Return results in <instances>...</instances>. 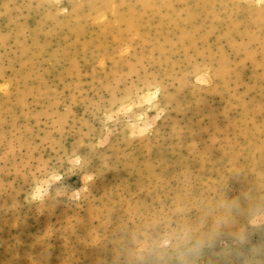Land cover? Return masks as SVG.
<instances>
[{
	"label": "rangeland",
	"instance_id": "rangeland-1",
	"mask_svg": "<svg viewBox=\"0 0 264 264\" xmlns=\"http://www.w3.org/2000/svg\"><path fill=\"white\" fill-rule=\"evenodd\" d=\"M0 264H264V14L0 0Z\"/></svg>",
	"mask_w": 264,
	"mask_h": 264
},
{
	"label": "clouds",
	"instance_id": "clouds-1",
	"mask_svg": "<svg viewBox=\"0 0 264 264\" xmlns=\"http://www.w3.org/2000/svg\"><path fill=\"white\" fill-rule=\"evenodd\" d=\"M246 7L259 11L261 14H264V0H246ZM164 112H161L159 116L156 117V121L160 119ZM152 117L148 120L151 121ZM151 127H155V125H150ZM110 139V138H109ZM77 164H82L83 161H76ZM62 176L53 174L50 178L46 180V182L41 184V195L40 201L44 203L46 200H55L58 197L66 196L69 200H75V193L77 190L68 191L65 187H58L53 189V185L57 184L61 181ZM257 220L253 221V224L258 222Z\"/></svg>",
	"mask_w": 264,
	"mask_h": 264
},
{
	"label": "bare ground",
	"instance_id": "bare-ground-1",
	"mask_svg": "<svg viewBox=\"0 0 264 264\" xmlns=\"http://www.w3.org/2000/svg\"><path fill=\"white\" fill-rule=\"evenodd\" d=\"M154 94H155V93L153 92V94H152V95H154ZM39 182H40V181H39ZM41 182H42V181H41ZM37 184H38V183H37ZM40 184H41V183H40ZM40 184H39V185H40ZM37 188H38V187H37ZM38 190H40V189H38Z\"/></svg>",
	"mask_w": 264,
	"mask_h": 264
},
{
	"label": "snow or ice",
	"instance_id": "snow-or-ice-1",
	"mask_svg": "<svg viewBox=\"0 0 264 264\" xmlns=\"http://www.w3.org/2000/svg\"><path fill=\"white\" fill-rule=\"evenodd\" d=\"M86 179H88V178L86 177Z\"/></svg>",
	"mask_w": 264,
	"mask_h": 264
}]
</instances>
